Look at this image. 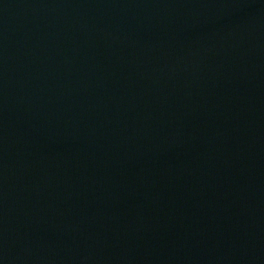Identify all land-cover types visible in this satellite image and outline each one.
Listing matches in <instances>:
<instances>
[{
	"label": "water",
	"instance_id": "95a60500",
	"mask_svg": "<svg viewBox=\"0 0 264 264\" xmlns=\"http://www.w3.org/2000/svg\"><path fill=\"white\" fill-rule=\"evenodd\" d=\"M0 264H264V0H0Z\"/></svg>",
	"mask_w": 264,
	"mask_h": 264
}]
</instances>
